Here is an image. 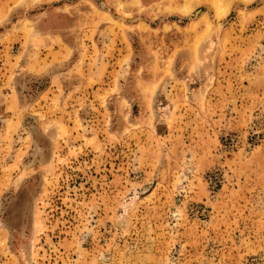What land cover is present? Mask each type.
Segmentation results:
<instances>
[{"label": "rangeland", "instance_id": "rangeland-1", "mask_svg": "<svg viewBox=\"0 0 264 264\" xmlns=\"http://www.w3.org/2000/svg\"><path fill=\"white\" fill-rule=\"evenodd\" d=\"M0 264H264V0H0Z\"/></svg>", "mask_w": 264, "mask_h": 264}, {"label": "crops", "instance_id": "crops-1", "mask_svg": "<svg viewBox=\"0 0 264 264\" xmlns=\"http://www.w3.org/2000/svg\"><path fill=\"white\" fill-rule=\"evenodd\" d=\"M14 0H2V2L5 4V5H10L12 2H13ZM5 9H7V8H5ZM15 11H17V9H13V11L12 12H15ZM11 12V11H10ZM10 12H8L7 14H9ZM9 16V15H8Z\"/></svg>", "mask_w": 264, "mask_h": 264}]
</instances>
